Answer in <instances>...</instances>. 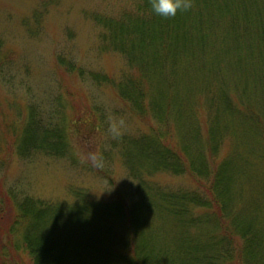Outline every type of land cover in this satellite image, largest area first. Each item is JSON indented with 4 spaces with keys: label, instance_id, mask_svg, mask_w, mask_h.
Here are the masks:
<instances>
[{
    "label": "trees",
    "instance_id": "1",
    "mask_svg": "<svg viewBox=\"0 0 264 264\" xmlns=\"http://www.w3.org/2000/svg\"><path fill=\"white\" fill-rule=\"evenodd\" d=\"M134 2V15L125 13L103 20L107 29L103 35L132 69L118 84V98L126 105L130 103L133 115L149 125V132L134 139L123 155L132 171L130 177L135 180V201L123 205V197L118 194L117 204L76 205L75 218L94 224L103 218L112 219L114 214L107 216V207L126 209L127 223H134L130 227L134 228L133 238L128 236L131 250L123 259L128 264H264V174L260 171L264 169V149L260 148L264 147V0H192L189 11H178L173 18L156 15L149 0ZM186 57L201 61L207 58L205 73L201 65L202 76H196L191 59H185L189 63L182 65ZM66 68L72 75L78 74L73 66ZM85 72L93 81H101L100 72ZM177 74L187 86L180 95L173 84ZM212 77L220 82L217 90L210 87ZM194 108L205 118L201 122L203 134L196 133L199 128ZM185 111H191L188 120L183 119ZM101 119L91 109L76 105L66 122H49L40 127L41 121L32 111L22 131L14 135L17 142L11 145L19 155L42 151L60 157L71 145L68 134L95 137L102 131ZM184 120L187 131L182 126ZM180 126L197 145H201L200 136L204 135L207 156L201 148H195L200 153L189 152L177 141L173 127L179 130ZM242 129L247 135L242 134ZM222 131H231L229 135L244 147L234 161L226 157L217 168L212 152L217 143H224ZM240 154L247 156L243 162ZM246 160L247 167H257L248 168L247 177L243 166ZM160 172L189 174L208 195L189 191L160 193L150 181ZM255 189H261L263 196L252 201L260 202L250 212L246 202V212L239 211L240 202L246 196L249 200ZM23 202L17 204L16 214L11 203H0V244L3 238L10 242L15 229L25 222L20 244L30 264L116 263L106 251H77L79 257L69 253L56 238L44 234L42 224L48 222L49 215L44 217L40 207L29 199ZM197 208L200 218L195 213ZM26 210L31 213L29 217ZM141 211L147 212L145 216L149 213L165 218L169 229L157 227L146 232L144 227L152 223L148 220L144 225ZM159 229L163 234L158 233Z\"/></svg>",
    "mask_w": 264,
    "mask_h": 264
},
{
    "label": "rangeland",
    "instance_id": "2",
    "mask_svg": "<svg viewBox=\"0 0 264 264\" xmlns=\"http://www.w3.org/2000/svg\"><path fill=\"white\" fill-rule=\"evenodd\" d=\"M135 9L134 0H0V203H11L16 214L17 204L29 199L40 207L44 217L49 215L48 222L42 224L44 234L56 238L60 247L64 245L69 253L78 257V252L94 254L96 250L106 251L116 262L114 264H128L123 259L131 250L128 236L133 238L134 228L130 227L134 223H127L126 209L107 207V216L114 214L112 219L103 218L94 224L76 220L74 212L76 205L98 204L104 207L106 203L117 204L118 194L123 197V205H131L135 201V180L130 177L132 171L123 161V155L134 139H140L149 132V125L148 121L133 115L128 108L132 107L130 103L126 105L118 98V84L132 69L127 65L125 56L110 48L103 35L107 33L103 20L116 19L125 13L134 15ZM214 29L219 31L217 27ZM183 59L182 65H188L185 59L189 61L191 58ZM201 65L205 73L207 58L204 61L194 59L190 64L196 76H202ZM72 66L77 75L67 72L66 67ZM85 71L100 72L101 81H93ZM203 77L207 80L206 74ZM219 83L217 78L212 77L211 89L217 90ZM173 84L174 90L178 89V95L187 88L178 74ZM194 84L198 82L194 81ZM186 100L192 101L191 97ZM76 105L87 107L102 118L100 134L80 138L73 137V133L68 134L71 145L60 157L42 151L26 155L15 152L11 142H17L14 135L22 131V125L31 117L32 111L41 121L39 126L45 127L49 122L51 125L66 122L73 115ZM193 110L198 120L199 130L196 133L203 134L201 122L205 118L196 108ZM190 113L185 111L183 119L188 120ZM119 119L125 123L119 137L113 138L109 127ZM186 120L182 125L185 130ZM150 123L156 124L151 120ZM182 126L180 131L173 127L177 141L186 145L189 152L200 153L195 148H201L205 155L208 154L204 135L200 136L201 145H197ZM228 132L233 134L222 131L224 143H217L212 152L217 168L226 157L234 161L244 147L241 142L237 144L235 137ZM242 134L247 135V131L242 129ZM142 144L146 145V142ZM260 148L264 149L263 146ZM89 153L102 154L103 168H92L82 163ZM261 156L264 158V152ZM244 157L247 156H243L242 162ZM261 162L264 165L263 159ZM243 166L246 177L248 168H257L247 167V160ZM260 171L264 174V169ZM235 174L239 176L238 171ZM150 181L160 193L189 191L208 195L186 173L160 172L150 177ZM246 182L245 190L248 187L247 178ZM255 190L248 196L251 201L246 200V196L240 202L242 207L239 206V211L246 212L243 206L246 202L248 212L260 202L252 201L263 196L261 189ZM26 212L29 217L31 213ZM144 213L141 220L144 225L148 220L152 223V226H143L146 232L157 227L169 229L165 218L149 213L145 216ZM195 213L200 218L198 208ZM20 225L10 242L3 238L0 264H30L27 251L21 245L25 222ZM158 233L163 234L160 229Z\"/></svg>",
    "mask_w": 264,
    "mask_h": 264
},
{
    "label": "clouds",
    "instance_id": "3",
    "mask_svg": "<svg viewBox=\"0 0 264 264\" xmlns=\"http://www.w3.org/2000/svg\"><path fill=\"white\" fill-rule=\"evenodd\" d=\"M152 11L164 18H173L177 15L178 11L185 12L192 8V0H149ZM125 121L119 119L110 124L109 132L113 138L119 137L121 128L124 126ZM82 163L90 165L92 168H103L104 158L99 153H89L82 160Z\"/></svg>",
    "mask_w": 264,
    "mask_h": 264
}]
</instances>
